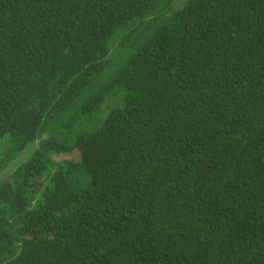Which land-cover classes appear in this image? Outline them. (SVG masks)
I'll use <instances>...</instances> for the list:
<instances>
[{
  "label": "trees",
  "instance_id": "16d2710c",
  "mask_svg": "<svg viewBox=\"0 0 264 264\" xmlns=\"http://www.w3.org/2000/svg\"><path fill=\"white\" fill-rule=\"evenodd\" d=\"M0 264H264V0H0Z\"/></svg>",
  "mask_w": 264,
  "mask_h": 264
},
{
  "label": "rangeland",
  "instance_id": "374dc122",
  "mask_svg": "<svg viewBox=\"0 0 264 264\" xmlns=\"http://www.w3.org/2000/svg\"><path fill=\"white\" fill-rule=\"evenodd\" d=\"M38 143V140L34 142V144H37Z\"/></svg>",
  "mask_w": 264,
  "mask_h": 264
}]
</instances>
